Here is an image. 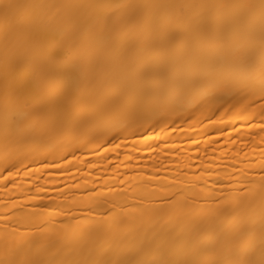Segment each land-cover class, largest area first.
<instances>
[{"label": "bare ground", "instance_id": "1", "mask_svg": "<svg viewBox=\"0 0 264 264\" xmlns=\"http://www.w3.org/2000/svg\"><path fill=\"white\" fill-rule=\"evenodd\" d=\"M0 264H264V0H0Z\"/></svg>", "mask_w": 264, "mask_h": 264}]
</instances>
